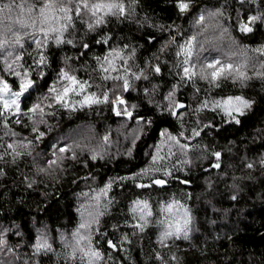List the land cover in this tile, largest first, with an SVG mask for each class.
<instances>
[{"label": "trees", "instance_id": "16d2710c", "mask_svg": "<svg viewBox=\"0 0 264 264\" xmlns=\"http://www.w3.org/2000/svg\"><path fill=\"white\" fill-rule=\"evenodd\" d=\"M258 2L264 8V0ZM221 6L224 16L219 18V22L229 28L235 43L227 36L221 38L218 29L209 27L201 31L200 26L194 23L202 8ZM250 7L255 12V6L246 3L241 7L237 0H192L189 13L179 16L170 0H140L137 18L143 21L147 16V23L138 26L135 20L120 22L112 19L105 29L113 35V44L135 46L136 53L129 60L133 71L145 68L148 61L155 63L154 57H159L162 64L160 75L148 73L150 82L133 80V89L122 93L132 116H117L105 104L76 110L53 104L52 108H45L49 113L44 118L46 123L37 125L45 132V136L37 141V133L31 131L32 120L24 111L37 102L38 97L46 94L48 86L56 81L60 67L65 66L61 59L64 55L72 57L68 63L78 78L89 82L87 91L100 94L119 83L111 79L102 80L94 59L95 56L103 57L108 45L93 44L91 51L79 59L76 58L78 49L70 46L57 48L53 45L47 49L49 65L43 69L45 76L41 79L33 71L36 88L22 98L21 113L9 115L6 127L0 120V144L25 138L33 141L31 156L24 155L14 165L0 161V167L6 171V175L0 177V228H11L15 224L23 233L22 238L16 237L14 231L9 233L10 243L16 244L19 240V251L28 253L30 249L24 246L25 243L34 239L37 229H46L54 249L62 252L60 236L70 235L80 222L77 209L81 205L95 208L99 202V211L103 214L99 217L100 233L93 235V242L105 253L106 264H159L155 252H160L168 264H174L172 254L180 257L181 264H264V168L259 164L252 169L244 167L245 161L255 162L264 155V79L253 77L242 86L227 78L215 87L197 78L195 88L191 82L178 86L176 99L186 106L177 110L184 112L182 117H174L161 110L167 104L164 95L179 80L172 66L178 59H183V56L176 57L175 53L187 37L196 36L191 62L196 65L197 72L207 59L220 58L225 62L238 63L244 60L245 55L257 57L251 48L264 43V25L257 23L250 34H242L235 27L237 10L243 14ZM173 22L174 27L179 26V32L167 27ZM150 25H165V29ZM91 35L96 38V34ZM149 36L155 39L149 42ZM173 38L175 43H169L161 53V46ZM25 39L23 59L31 65L34 45L28 47L32 42ZM258 66V62L250 59L246 71L251 75ZM2 67L0 63V69ZM116 67L123 72L124 65L119 59ZM7 78L9 82L14 79ZM151 84L158 87L155 93H150L152 103H149L143 88H151ZM196 88L200 90L197 92ZM229 95H243L255 101L252 108L239 117L240 124L226 122L223 112L212 107L214 100ZM204 101L208 102V107L197 111ZM43 103L46 105L48 101ZM137 117L144 119L138 120ZM17 119L20 123H16ZM149 119L151 123L147 122ZM193 127L200 132L199 136H193ZM164 130L190 147L182 152L174 142L161 136ZM181 132L183 136L179 135ZM73 141L81 145L72 149L76 152V160L71 159L72 152L69 151L63 154L67 159L60 167L53 166L51 174L37 172L36 165L47 167V161L53 158L51 144L56 143L60 147ZM161 141L165 142L161 144ZM158 144L161 145L160 156L165 158L153 163L152 155L156 153ZM170 144L172 156L168 155ZM92 149L97 152L95 160L91 159ZM213 150L223 154L220 169L210 168L215 161L211 156ZM163 167L171 171V176L165 177L162 172H149L147 176L141 174V169ZM133 174H136L135 178ZM25 177L28 181H35L31 188L27 187ZM150 178L165 179L167 183L136 187L137 183L150 184ZM184 180L189 183L184 184ZM109 182L111 187L107 194H102L101 189ZM233 195L237 197L235 200L231 198ZM172 199L191 209L195 231L191 233L190 240L169 241V247H161L157 243V235L163 225L158 221L165 220L167 214L160 212V206ZM137 200L148 201L152 216L144 233L137 231L133 235L129 225L135 221L130 208ZM113 224L118 225V230L112 228ZM123 233H127L131 241L123 245L126 251L110 249L106 239L118 242ZM101 234H106V238ZM40 264H64V260L62 256L49 254L40 258Z\"/></svg>", "mask_w": 264, "mask_h": 264}, {"label": "snow or ice", "instance_id": "6c2138e0", "mask_svg": "<svg viewBox=\"0 0 264 264\" xmlns=\"http://www.w3.org/2000/svg\"><path fill=\"white\" fill-rule=\"evenodd\" d=\"M172 7L175 9L179 16H184L189 13L192 8V0H170ZM237 3L243 7L246 3L250 6H255V12L251 7L244 12L240 13L237 10L235 27L242 34H250L254 32L257 23L264 25V8L258 0H237ZM140 6V0H0V63L3 67L0 69V120L7 126L9 115L19 114L22 111L21 103L25 94L34 91L36 88V81L32 79L33 71L42 79L45 76L43 69L49 65V56L47 49L55 45L57 48L62 46H70L73 49H78L77 59L91 51L93 44L108 45V51L103 57L95 56L94 59L101 72V79L104 81L113 80L119 83L115 84L112 89H104L100 94L96 92L87 91L90 87L87 80H81L71 69L68 61L72 57L64 55L61 59L65 66L60 67L57 73V79L52 85L47 88V93L38 97L37 102H34L31 107L24 111V114L32 120L31 131L37 133L35 140H40L45 136V132L41 131L37 125L46 123L45 116L48 115L45 108H52L53 104H57L65 109H74L77 104L81 107L87 105L105 104L110 106L111 111L117 116H132V112L126 106L122 93L128 92L133 89L132 81L144 80L150 82V76L160 75L162 72V64L159 57H154L156 62H146L145 68H139L138 71H133L129 66V60L135 55L136 48L128 43L113 44V35L106 31L109 22L115 19L120 22L135 20L138 26H143V23L148 22V17L145 16L143 21L137 18V8ZM224 16L223 7L217 8H202L196 15L194 23L199 25L201 31L212 27L219 30L221 38L227 36L229 40H233L230 35L229 28L224 27L219 18ZM231 19V17H229ZM7 21V23H5ZM158 27L160 30L165 29V25H150ZM169 29L179 32V26H167ZM91 34H96L93 38ZM32 43L28 47L33 48L35 55H31L32 64L27 65L24 62V51L26 39ZM117 39L123 40L124 37ZM155 37L149 36L148 40L151 42ZM196 36H189L178 45L176 57L183 56V59H178L172 66L176 69L175 75L179 77L177 83L170 86L168 92L164 95L163 99L167 102L166 110L171 116L182 117L183 111L186 106L176 99V92L178 86L184 82H191L195 88V79L205 80L210 86L219 87V82L222 79L231 78L233 83H239L242 86L253 77L264 79V43L251 48V51L257 54V57L249 58L245 55L244 60L238 63L225 62L220 58L207 59L201 63L200 69L197 72L196 65L191 62L193 56L194 41ZM169 43H175L173 38L161 46L159 51L161 53L169 46ZM233 43L235 41L233 40ZM203 47V44L200 45ZM248 48V46H245ZM126 50H128L126 52ZM234 55L235 53H230ZM119 59L124 65L123 72L116 67V61ZM250 59L258 62L256 70L249 75L246 71ZM171 70V69H170ZM112 72H117V75H111ZM7 77L14 78L9 82ZM15 84V87L13 85ZM102 87V86H101ZM158 85L151 84V88L144 87L143 92L149 97V103H152L150 93H155ZM197 92L199 88L195 89ZM74 96L82 97V99L73 100ZM47 100L45 105L43 101ZM255 104L251 98L243 95H229L219 100L212 102L213 109H219L227 117L226 122L234 121L240 124V116H243L247 110H250ZM123 106V107H121ZM135 108V105H132ZM160 108V105H157ZM208 107V102L201 103L197 111L201 108ZM138 120H143V117H137ZM151 123L149 119L147 121ZM16 123H20L17 119ZM183 125H181L182 127ZM167 130L161 132V136L165 137L167 141L174 142L176 146L183 152L190 146L188 144H181L180 141L172 136L170 133L166 134ZM193 136H199L200 132L193 128ZM8 135V133H5ZM15 136V133H11ZM179 135L183 136V132ZM107 141V136L104 137ZM165 141H161L163 144ZM32 140L20 139L13 140L6 145L0 144V161L5 164H16L18 159L24 155H32L31 146ZM54 151L52 152V159L47 161V167L36 165L38 173H48L54 170L53 166L60 167L67 157L63 155L71 151V159L76 160V152L73 147L80 148L81 145L75 141L72 144H63L57 147L56 143L50 145ZM91 151V159L97 158L95 149ZM161 145L156 146V153L152 155V161L155 163L165 157L160 156ZM39 155V154H37ZM168 155H174L172 145H169ZM222 152L213 150L211 156L215 161L210 164V168L220 169L222 166ZM188 163V161H184ZM35 164V157L33 158ZM179 163V161H178ZM259 164L264 168V155L260 156L258 160L245 161L244 167L252 169ZM149 172H162L163 176H171V171L167 167L163 168H145L141 169V174L147 176ZM5 168L0 167V177L5 176ZM136 174H133L135 178ZM118 179H128V177H119ZM235 179V178H234ZM28 181V178L25 177ZM150 184L137 183L136 187L146 188L154 185H165L167 181L161 178H150ZM35 181H28L27 187L31 188ZM184 184L189 181L184 180ZM111 187V182L105 184L101 189L102 194H107L108 189ZM211 187V182H209ZM210 196L211 193H208ZM235 200L237 197H231ZM211 204V200H208ZM133 207L130 211L133 213L132 219L135 223L129 225L133 230V235L136 232L144 233L145 228L149 224V218L152 216V210L146 200H137L132 202ZM80 213V222L76 228L72 230L70 235H61L62 252H57L53 247V241L50 239L46 229H37L36 235L33 240L25 243V247L29 248L28 253H21V243L12 244L9 241V233L14 231V235L22 238L23 233L20 231L19 226L12 224L11 228H0V264H40V258L48 256L49 254L63 257L64 264H106L105 253L100 248L94 246L93 235L100 233V220L99 217L103 214L99 211V202L95 208H85L81 205L77 209ZM160 212L166 213L165 220L158 221L163 227L157 235V243L161 247H169V241H176L183 239L185 241L191 239V233L195 231L193 228V215L191 209L181 203L179 200L172 199L170 202H162ZM128 222L125 221V224ZM95 225V229L93 228ZM112 228L118 230V225L113 224ZM106 238V234H101ZM106 243L110 249H118L126 251L123 248L125 243H131L127 233H123L118 242L112 239H106ZM155 259L159 264H168L164 256L160 252H155ZM171 260L174 264H181L180 257L175 254L171 255Z\"/></svg>", "mask_w": 264, "mask_h": 264}, {"label": "rangeland", "instance_id": "374dc122", "mask_svg": "<svg viewBox=\"0 0 264 264\" xmlns=\"http://www.w3.org/2000/svg\"><path fill=\"white\" fill-rule=\"evenodd\" d=\"M72 99L73 100H77V99H82V97L74 96ZM83 107H87V105H85ZM79 108H82V107L79 104H77L73 110H76V109H79Z\"/></svg>", "mask_w": 264, "mask_h": 264}, {"label": "bare ground", "instance_id": "6f19581e", "mask_svg": "<svg viewBox=\"0 0 264 264\" xmlns=\"http://www.w3.org/2000/svg\"><path fill=\"white\" fill-rule=\"evenodd\" d=\"M204 44H205V43H204ZM199 80H200V79H199ZM185 124H186V123H185ZM189 128H190V127H189ZM193 128H194V127H193ZM178 133H179V132H178ZM188 133H189V132H188ZM191 136H192V135H191ZM184 137H185V136H184ZM182 139H183V138H182ZM193 142H194V140H193ZM193 142H192V143H193ZM197 142H198V141H197ZM196 146H198V145H196Z\"/></svg>", "mask_w": 264, "mask_h": 264}]
</instances>
